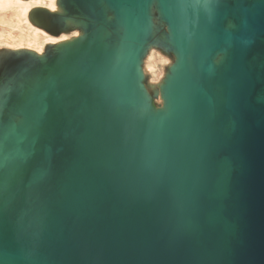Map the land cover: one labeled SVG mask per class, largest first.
<instances>
[{
    "label": "water",
    "instance_id": "water-1",
    "mask_svg": "<svg viewBox=\"0 0 264 264\" xmlns=\"http://www.w3.org/2000/svg\"><path fill=\"white\" fill-rule=\"evenodd\" d=\"M162 1L182 61L171 112L103 91L24 215L28 238L0 259L264 264V0Z\"/></svg>",
    "mask_w": 264,
    "mask_h": 264
},
{
    "label": "rangeland",
    "instance_id": "rangeland-1",
    "mask_svg": "<svg viewBox=\"0 0 264 264\" xmlns=\"http://www.w3.org/2000/svg\"><path fill=\"white\" fill-rule=\"evenodd\" d=\"M38 2L0 0V200L8 196L0 207V257L5 259L28 238L24 215L48 183L45 176L55 169L59 154L73 146L70 132L76 119L86 115L103 91L122 99L126 89L133 91V110L159 118L155 111L163 109L166 98L160 102L155 88L169 96V84L166 91L163 87L175 74L173 64L181 59L162 0H56L54 8L49 0ZM21 11L25 23L20 22ZM80 20L85 24L80 26ZM103 27L110 32L105 55L95 40ZM77 30L84 35L85 49L70 52L44 38L46 33L57 37L65 33L73 39ZM35 32L39 48L29 42ZM37 49H43L44 61ZM226 54L219 51L214 62L221 64ZM150 63L155 70L141 80L140 68ZM111 65L121 69L109 72ZM53 102L56 107L50 109ZM36 120L48 124L40 141L30 144L24 137ZM39 144L44 148L41 155L36 150ZM22 189L29 193L25 196Z\"/></svg>",
    "mask_w": 264,
    "mask_h": 264
},
{
    "label": "bare ground",
    "instance_id": "bare-ground-1",
    "mask_svg": "<svg viewBox=\"0 0 264 264\" xmlns=\"http://www.w3.org/2000/svg\"><path fill=\"white\" fill-rule=\"evenodd\" d=\"M39 2L41 0H38ZM56 0H49V3H50V6L52 8H54V6H52L54 3H55ZM38 2V3H39ZM14 17V16H13ZM20 22L22 21V23H25V19H24V13L21 11L20 12ZM13 22V21H12ZM11 22V23H12ZM80 26L82 24H85V21L83 20H80ZM15 24V23H14ZM9 25V24H8ZM18 26V25H17ZM231 27H234V25H231ZM109 31L105 29V27H103V30L101 31V33L98 35V38H96L95 40L97 41V50L105 55L108 51V48L110 46L109 42H108V37H109ZM32 37V36H31ZM45 38V41L49 44H52L54 46H64L66 49H68L70 52L73 51L74 48H81V49H85V47L87 46L85 44V38H84V35L83 33L80 31V30H77L76 33H75V36L72 38H69L65 33L63 34V36L61 37H57V36H52V35H48L46 33V36H44ZM29 42L31 44V46L36 45L38 46V48L40 47V44L38 42V39H37V34L36 32L34 33V36L33 38H29ZM74 42H77V44L75 45H70ZM38 50V53L40 55V58L44 61L45 60V55L44 53L42 52L41 49H37ZM151 57V55H149V58ZM152 58V57H151ZM181 59L178 57L176 62L173 64L172 68L174 70L175 73H177L179 67L181 66ZM143 65V64H142ZM144 66V65H143ZM155 70V67L153 64H148L147 66H144L143 68H140V71H139V75H140V79H144L145 77H147V72H152ZM174 78L173 75H170V80L168 79L166 81V85L163 87V91H166V87H167V84H170V82L172 81V79ZM166 77H163L162 78V81H159V85L160 86H163L164 84V81H165ZM152 87H157L158 83H152L151 84ZM151 87V88H152ZM149 88V87H148ZM162 88V87H161ZM153 90V89H152ZM155 93L156 95L158 94V100L160 102H162V99L163 98H166V104L164 105L163 109L161 110H158V111H155V115H159L160 117H164V116H167L171 110H172V107H173V103H172V100L170 98V96H166V94H164L165 92H163V94H161V92L158 91L157 88H155ZM163 95V96H162ZM144 96L148 99V95H147V91L144 89ZM157 101V100H156ZM56 102H53L52 106L50 107V109H55L56 107ZM162 105V104H161ZM160 105V107H161ZM159 108V107H158ZM160 109V108H159ZM53 113V110H50V114L48 115V117ZM146 115V114H144ZM24 124L27 123L26 121L23 122ZM28 124V123H27ZM48 122L47 121H43V120H36L33 125H31L32 127H30L29 125V130H28V133L26 134V137L25 140L26 141H29L30 144H34L35 142H39L40 141V136L41 134L45 133V126H47ZM23 127V125H22ZM36 150L40 151V153H38V155L43 152L44 148L42 147V145L39 144V147L36 148ZM229 165L226 163V169H225V172L223 174V177H222V182H221V186H222V189H225V186H226V182H227V178H228V175H229ZM68 173L71 174L72 173V167H69L68 170L66 171V174ZM73 188V184H69L67 186L66 189L70 190ZM52 189V192H50L49 196L47 197V199L49 201H55L56 200V196L58 195L59 191L58 189H56L55 187H51ZM15 190H17V187H14L11 189V192L14 193ZM22 191L24 192L23 194L26 196L27 193H29V191L27 189H22ZM8 199V196L4 199V200H0V207L3 206L5 204V202L7 201ZM0 264H10L8 262H5L4 260L0 259Z\"/></svg>",
    "mask_w": 264,
    "mask_h": 264
}]
</instances>
